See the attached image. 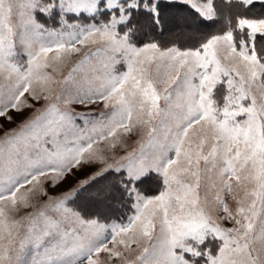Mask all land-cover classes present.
Instances as JSON below:
<instances>
[{"label":"snow or ice","instance_id":"6c2138e0","mask_svg":"<svg viewBox=\"0 0 264 264\" xmlns=\"http://www.w3.org/2000/svg\"><path fill=\"white\" fill-rule=\"evenodd\" d=\"M178 2L222 28L162 47L135 40L161 0H0V264H264V0Z\"/></svg>","mask_w":264,"mask_h":264},{"label":"trees","instance_id":"16d2710c","mask_svg":"<svg viewBox=\"0 0 264 264\" xmlns=\"http://www.w3.org/2000/svg\"><path fill=\"white\" fill-rule=\"evenodd\" d=\"M250 14L257 17L264 16V5L256 3L252 7ZM136 19L139 20L141 25L146 24L142 16H138ZM223 23V19L201 21L187 5L161 1V26L155 29L143 27L142 31L135 37V40L138 43L156 42L162 47L177 46L187 48L198 45L199 42L219 31ZM151 184L152 180H147L141 183V187L147 191V186L149 187ZM155 187L157 188V186ZM103 189H100L99 192H103ZM113 203L114 205L111 208H105V212L109 214L108 220L112 218V213L114 215L118 213V208L115 207V202ZM123 208L126 211L128 210V208Z\"/></svg>","mask_w":264,"mask_h":264},{"label":"rangeland","instance_id":"374dc122","mask_svg":"<svg viewBox=\"0 0 264 264\" xmlns=\"http://www.w3.org/2000/svg\"><path fill=\"white\" fill-rule=\"evenodd\" d=\"M161 1L169 2V0H161ZM217 2H219V0H217ZM176 3H179L178 0H177ZM179 4H181V3H179ZM77 110L78 111H84V109L79 107V106H77ZM13 115H15V114L13 113ZM15 119H16V123H18L21 119H23V117L22 116H16ZM0 123L3 124V127L0 128V135H3V132L5 130L15 126L14 123H9L4 118H0ZM112 179H113V177H111V175L108 176V180H104L103 178H100L97 182H94L92 184V186L88 189L89 192H99V190L104 188L106 184H108L109 182L112 181ZM147 180H152V184L149 187L147 186V191H145L141 187V184H140V189H141L142 193L145 196H149L150 197V196L156 194L159 191V185L156 182L155 178L152 177V176L145 178L144 181H147ZM144 181H143V183H144ZM73 182H74V180L70 178L69 183H73ZM155 186H157V188ZM150 187H152V188H150ZM69 203H70V205L73 204L72 201H70ZM112 205H114V203ZM71 206L79 207L81 210H85L86 208H87L88 211L95 210L90 204H86L84 201L79 200V199L75 202V205H71ZM115 207L118 208V213H116L115 215H114V213H112V215H111L112 218L110 220H108L109 219V217H108L109 214L105 212L106 209L103 210L104 211V217L107 216L106 217L107 222L108 223H122V222H126L127 216L132 214L130 205H128L126 203L123 204V205H117L116 204ZM122 207L128 208V210L126 211V210H124V208L122 209ZM86 214H90V213H86Z\"/></svg>","mask_w":264,"mask_h":264}]
</instances>
